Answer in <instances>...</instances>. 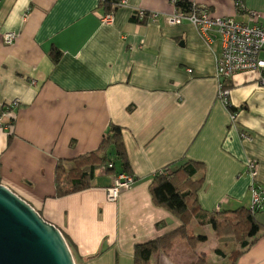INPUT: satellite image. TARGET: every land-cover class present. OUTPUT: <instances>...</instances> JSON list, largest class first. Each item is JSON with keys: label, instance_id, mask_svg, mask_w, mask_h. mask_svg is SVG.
Segmentation results:
<instances>
[{"label": "crops", "instance_id": "0c3cea01", "mask_svg": "<svg viewBox=\"0 0 264 264\" xmlns=\"http://www.w3.org/2000/svg\"><path fill=\"white\" fill-rule=\"evenodd\" d=\"M185 1L247 21L231 0ZM101 2L0 0V184L66 236L76 264H134L135 246L182 227L153 203L154 175L202 163L200 210L188 236L207 241L192 248L179 239L170 255L157 253L151 264H193L201 257L232 264L234 253L241 254L236 264H264V210L256 215L262 230L244 237L245 248L233 236L218 237L210 222L250 208L249 161L257 162L264 187L260 73L228 81L233 120L218 97L219 37L209 46L189 22L169 25L172 0H125L111 24L101 21ZM246 7L262 14L264 27V0H246ZM137 10L159 17L141 24ZM6 33L17 35L13 44L4 43ZM15 100L19 105L8 109ZM112 125L122 129L134 184L109 202L106 191L117 173L101 169L91 188L58 198V164L97 151Z\"/></svg>", "mask_w": 264, "mask_h": 264}, {"label": "trees", "instance_id": "16d2710c", "mask_svg": "<svg viewBox=\"0 0 264 264\" xmlns=\"http://www.w3.org/2000/svg\"><path fill=\"white\" fill-rule=\"evenodd\" d=\"M121 1L102 0L101 6L106 10V14H115ZM192 6L194 4L185 0H178L176 8L184 14L188 13ZM58 59L55 56L54 62L56 63ZM230 111L234 113L236 110L231 107ZM110 165H112V168H109ZM101 169L114 174L130 173L131 167L122 129L118 126L112 125L109 127L97 151L58 164L56 196L61 198L91 188L95 172ZM204 169L205 166L202 163L189 161L181 164L176 169H163L165 172L171 171V175L160 174V171L154 175L150 187L153 203L175 216L182 223V227L160 239L135 246L134 264H151L152 257L157 253L170 255L179 239H185L192 248L207 241L204 235L188 236V226L192 217L200 210L197 194L202 188L203 178H198L197 175L203 172ZM257 214L251 213L249 209L241 208L234 212L214 215L210 222L218 237L233 236L239 245L245 248L248 243L243 241L244 237H255L263 228L256 219ZM64 237L72 250V244L66 236ZM240 255V253H234L232 264H236V260ZM193 264L207 263L205 258L201 257Z\"/></svg>", "mask_w": 264, "mask_h": 264}, {"label": "built area", "instance_id": "2783aa9c", "mask_svg": "<svg viewBox=\"0 0 264 264\" xmlns=\"http://www.w3.org/2000/svg\"><path fill=\"white\" fill-rule=\"evenodd\" d=\"M178 0H172V4L177 5ZM237 15H246V22H239L234 17H220L211 14L208 10L197 5L192 6L188 13H180L177 8L175 13L168 18L169 25H180L183 22L192 24L207 45H212L216 37H219L222 45L221 56L217 60V78L219 81V100L229 109L232 107L229 97L230 89L228 81L235 75L246 72L256 71L261 75V85L264 86V27L259 25L262 14L250 11L246 7V0H231ZM125 4L122 0L118 8ZM158 14L137 10L135 19L141 23L155 22ZM114 13L105 14L101 18L104 24H111ZM15 33H6L3 36L4 43L11 45L15 42ZM35 83V82H34ZM19 105L17 100L11 102L8 109ZM7 109V108H6ZM234 120L235 114L231 112ZM241 137L245 140L250 138L242 133ZM112 168V165L109 166ZM247 170L252 177V203L249 208L251 213H259L264 210V187L258 181V164L255 161L247 163ZM160 174L171 175V171L160 170ZM135 182V178L128 173H118L114 178V184L107 189V200L116 202L122 191L129 189Z\"/></svg>", "mask_w": 264, "mask_h": 264}, {"label": "water", "instance_id": "95a60500", "mask_svg": "<svg viewBox=\"0 0 264 264\" xmlns=\"http://www.w3.org/2000/svg\"><path fill=\"white\" fill-rule=\"evenodd\" d=\"M0 264H76L62 232L2 184Z\"/></svg>", "mask_w": 264, "mask_h": 264}, {"label": "rangeland", "instance_id": "374dc122", "mask_svg": "<svg viewBox=\"0 0 264 264\" xmlns=\"http://www.w3.org/2000/svg\"><path fill=\"white\" fill-rule=\"evenodd\" d=\"M222 103V102H221ZM181 242V241H180Z\"/></svg>", "mask_w": 264, "mask_h": 264}]
</instances>
